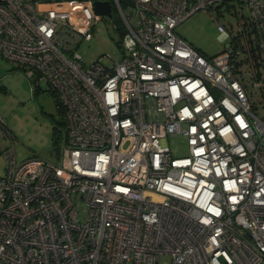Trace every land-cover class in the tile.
I'll use <instances>...</instances> for the list:
<instances>
[{
  "label": "built area",
  "instance_id": "2783aa9c",
  "mask_svg": "<svg viewBox=\"0 0 264 264\" xmlns=\"http://www.w3.org/2000/svg\"><path fill=\"white\" fill-rule=\"evenodd\" d=\"M94 1L0 0V58L53 94L65 126L59 163L2 150L0 264H264V0H232L248 15L216 19L214 56L175 28L230 0H103L109 16ZM113 12L120 59L86 65L81 43Z\"/></svg>",
  "mask_w": 264,
  "mask_h": 264
},
{
  "label": "rangeland",
  "instance_id": "374dc122",
  "mask_svg": "<svg viewBox=\"0 0 264 264\" xmlns=\"http://www.w3.org/2000/svg\"><path fill=\"white\" fill-rule=\"evenodd\" d=\"M232 0L229 5L210 11H196L175 31L188 43L206 56H214L227 45L226 34L217 28L216 19L225 25H235L236 13L248 15L246 6H237ZM57 9H66L69 4H50ZM221 14V15H220ZM115 24L120 25L118 16L96 17V24L79 47L84 63L91 65L100 58L104 64L111 63V58L119 60L121 51L116 44L119 38ZM252 105L255 113L264 117V88L254 91ZM0 116L10 130L11 138L0 142V176L5 174L4 147L13 144L17 160L31 156H40L59 163L64 149V117L61 106L51 92L43 86L42 90L33 91L26 75L17 69L14 63L0 58ZM173 155H186V139L178 134L168 138ZM170 256L162 255L161 264H169Z\"/></svg>",
  "mask_w": 264,
  "mask_h": 264
},
{
  "label": "water",
  "instance_id": "95a60500",
  "mask_svg": "<svg viewBox=\"0 0 264 264\" xmlns=\"http://www.w3.org/2000/svg\"><path fill=\"white\" fill-rule=\"evenodd\" d=\"M93 10L98 15H107L111 14V6L108 1L96 0L92 3Z\"/></svg>",
  "mask_w": 264,
  "mask_h": 264
},
{
  "label": "trees",
  "instance_id": "16d2710c",
  "mask_svg": "<svg viewBox=\"0 0 264 264\" xmlns=\"http://www.w3.org/2000/svg\"><path fill=\"white\" fill-rule=\"evenodd\" d=\"M116 44H117V42H116ZM61 111H62V109H61Z\"/></svg>",
  "mask_w": 264,
  "mask_h": 264
}]
</instances>
